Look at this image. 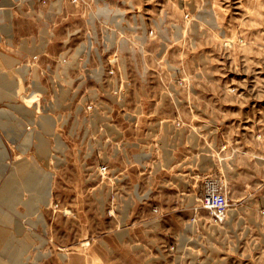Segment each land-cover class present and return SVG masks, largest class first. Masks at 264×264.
Returning <instances> with one entry per match:
<instances>
[{"label":"rangeland","instance_id":"374dc122","mask_svg":"<svg viewBox=\"0 0 264 264\" xmlns=\"http://www.w3.org/2000/svg\"><path fill=\"white\" fill-rule=\"evenodd\" d=\"M0 264H264V0H0Z\"/></svg>","mask_w":264,"mask_h":264},{"label":"built area","instance_id":"2783aa9c","mask_svg":"<svg viewBox=\"0 0 264 264\" xmlns=\"http://www.w3.org/2000/svg\"><path fill=\"white\" fill-rule=\"evenodd\" d=\"M207 193L204 197V206L208 209L209 213L214 220H221V217L227 212L228 199L224 192L217 187L215 182L211 179L205 181Z\"/></svg>","mask_w":264,"mask_h":264}]
</instances>
